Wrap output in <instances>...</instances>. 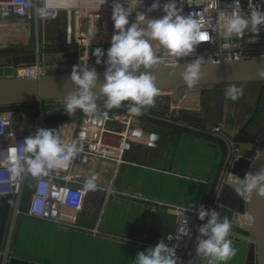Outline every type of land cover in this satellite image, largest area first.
<instances>
[{"label": "crops", "instance_id": "crops-1", "mask_svg": "<svg viewBox=\"0 0 264 264\" xmlns=\"http://www.w3.org/2000/svg\"><path fill=\"white\" fill-rule=\"evenodd\" d=\"M45 4L48 3L37 0L25 14L0 7L3 72L11 70L16 74L19 66H12L14 56L41 53L47 58L48 45L54 50L67 49L64 54L68 57L79 53L75 44L67 42L74 9L69 14L62 7L51 6L55 17L43 18L35 8ZM82 26L76 32L84 33ZM74 32L72 26L70 39L74 38ZM95 46L110 44L92 42L88 49ZM241 84L248 83L215 85L203 95L204 91L188 92L190 98L196 99L182 106L183 113H188L187 108L199 110L203 106L205 115L190 114L195 119L190 122L208 128L222 126L230 137L238 131L235 129L244 112L240 108L230 109L225 92L230 86ZM162 101L159 110L171 107V103L162 105ZM130 124L124 139L129 148L120 149L121 137L115 132L124 128L114 127L109 129L115 132L104 133L105 142L115 148L114 157L103 159L84 154L76 157L71 169L73 177L86 183L95 176L97 184V190L87 191L81 210L55 207L47 218L15 215V199L0 197V264H134L138 252L154 247L174 230L177 213L172 205L198 208L204 203L219 160L218 148L192 135L168 131L164 147L155 153L158 130L139 120L133 119ZM96 132L95 127L84 124L76 129V136L82 143L92 139ZM31 187L32 183L26 185L20 210L27 208ZM247 219L250 223L248 216Z\"/></svg>", "mask_w": 264, "mask_h": 264}, {"label": "clouds", "instance_id": "clouds-1", "mask_svg": "<svg viewBox=\"0 0 264 264\" xmlns=\"http://www.w3.org/2000/svg\"><path fill=\"white\" fill-rule=\"evenodd\" d=\"M106 0H101V5ZM144 0H113L111 19L114 33L110 46L105 50L95 48L92 53L95 64H103V82L95 67L85 64L75 65L68 79L74 85V90L65 97V110L68 116H73L76 110H81L93 124L103 125L97 100L104 97L106 109H119L122 102H129L128 111L139 116L146 107L155 104L159 89L155 77L149 71L163 63L153 49V42L167 51L168 54L180 58L196 51L204 41L209 40L202 17L192 14H182L177 0H167L162 6L160 0H153L146 12L136 11ZM219 0H214L212 7L216 8L222 22L221 34L224 39L243 37L246 31L258 34L260 26L264 25V11L252 10L250 14L243 13L240 0H232L231 11L218 7ZM164 13L160 18H149L147 13L161 9ZM37 15L43 18L55 17V10L45 4L36 7ZM135 11V19L129 22V17ZM91 41H89L90 43ZM202 58L187 64L180 73L181 80L189 88L195 87L201 79ZM143 69V71L141 70ZM264 75V73H262ZM98 91H94L97 89ZM243 95V89L235 85L226 92V99L236 101ZM106 115V113H104ZM10 124L9 120L0 121V134ZM83 151L82 145L75 141L65 143L55 129L38 128L33 135L27 136L22 143L8 150L7 159L2 165L7 168L15 179H21L25 174L32 177H46L53 171L67 169L72 161ZM260 155H257V159ZM85 190H97L96 177L87 179ZM237 195L255 193L264 198V168L256 173H248L246 179H241L236 188ZM195 211L197 219L206 221L197 228L195 253L204 264H229L235 256L231 233L232 223L228 217H222L213 209H205L203 205L190 208ZM172 241L171 235L165 238ZM134 264H180L174 246H169L165 240L159 241L154 247L138 252Z\"/></svg>", "mask_w": 264, "mask_h": 264}, {"label": "built area", "instance_id": "built-area-1", "mask_svg": "<svg viewBox=\"0 0 264 264\" xmlns=\"http://www.w3.org/2000/svg\"><path fill=\"white\" fill-rule=\"evenodd\" d=\"M45 3L56 1L57 3H66L70 0H44ZM85 1L83 7L75 8L71 5H59L64 10L71 14V9H74L73 21L69 24L68 30V44L76 45L77 50L82 51V48L86 51L88 46H80V41L88 37H99L102 41L100 44H110L111 36L114 33L113 21L111 19L113 0H106V3L101 5V0H74ZM33 2L37 0H0V7L13 9L14 12L25 14L30 11L33 6ZM124 3V0H119ZM167 0H160L161 6L166 3ZM241 9L243 13L250 14L252 10L264 11V0H240ZM153 3V0H144L142 6L136 11L146 12L147 8ZM214 0H177L178 7L182 8V14L187 15L192 13L198 17H202L205 21V28L209 34V40L202 42L196 51L185 57H174L167 53L164 49L161 60L167 64H177L183 62H192L197 58H202L203 61L222 60V59H242L247 57H262L264 56V25L260 26L259 33H253L246 31L243 37H233L230 40L223 38L221 34L222 22L219 19L216 8L212 7ZM232 0H219L218 7L220 10L227 9L231 11L229 5ZM149 18H160L164 15L162 8L147 13ZM134 21V19H133ZM132 21V22H133ZM84 25L85 32H76L82 29ZM75 28L74 38L70 39L71 27ZM82 32V31H81ZM35 51L38 52V47H35ZM89 66V63H87ZM46 67L35 64L27 67H19L16 70L15 76L24 78H38L45 75ZM104 97H99L97 100L98 107H105ZM52 103V102H51ZM62 104L65 109V99L54 102ZM45 102H33L30 104H14L0 106V121L9 120L10 124L4 128L3 134H0V197H13L16 201V207L14 209L15 215L26 214L37 218H47L50 216L51 211L55 208H71L74 210H81L83 207L84 199L88 190H85V182L76 180L72 175V167L75 159L69 165L67 169L60 170L62 173L55 171L50 172L46 177H32L25 174L21 179H15L7 168L2 165L7 159L8 150L12 147L22 143L23 140L29 136L35 134L38 128L55 129L57 134L65 143L75 141L78 145H82L83 151L80 154H84L91 157H98L108 159L114 157V147H110L104 138L105 132L111 131L107 127L108 124H119L124 131L115 132L120 138V149L124 150L129 148V144L124 140L126 134L130 128V123L133 120L130 117H124L118 114H101V117L105 120L103 125H96L97 132L90 140H86L80 143L79 137L76 136V129H78L79 120L66 121L58 124L44 125V118L52 113H58L61 110L46 112L42 109ZM129 104L128 107H130ZM35 107L37 111L34 114L26 112L27 108ZM145 111L144 109L142 112ZM15 116L23 117L28 116L31 119V126L19 127L17 129L12 128L11 123ZM159 117L174 121L176 123L202 129L217 135L222 136L229 144V151L226 158V162L219 180V184L216 190V196L218 195L221 186L225 183L227 175L229 173L232 162L238 156V149L230 141V137L225 133L222 126H215L212 128L202 127L195 125L191 122H185L180 116L174 114V110L169 114L160 115ZM85 123L88 128L94 125L88 118ZM93 128V127H91ZM114 128V127H110ZM107 130V131H106ZM256 157L264 151V147L257 148ZM78 154V155H80ZM117 160L120 161L119 158ZM32 183L31 190L28 194L27 208L26 210L19 209V203L26 194V185ZM171 208L176 211L177 219L176 226L173 231L166 235L173 237L172 241L165 242L169 246H174L176 249V256L181 261V258L186 250L189 239L192 235L193 227L195 225L197 216L195 211H190V208L184 205H172ZM165 237V238H166Z\"/></svg>", "mask_w": 264, "mask_h": 264}, {"label": "water", "instance_id": "water-1", "mask_svg": "<svg viewBox=\"0 0 264 264\" xmlns=\"http://www.w3.org/2000/svg\"><path fill=\"white\" fill-rule=\"evenodd\" d=\"M32 49H34V45H32ZM77 55L74 54L71 59L59 61L46 59L41 53L21 55L14 56L11 64L13 67H27L36 63L42 66L85 64V62L78 61ZM192 62L177 64L161 63L149 70L155 77V84L159 89V95L170 94L175 102L184 101L179 107L175 108L174 114L180 116L185 122L195 120L190 114L199 113L200 115H205L203 106L199 110L187 108L188 113H183L182 109L185 108L182 106L187 102H194L196 99L185 96L189 91L198 94L211 89L215 85L260 83L262 85L259 89L257 105L260 102L264 90V75H262L264 73V56L203 61L201 64V79L195 87L189 88L181 80L180 73L187 64ZM85 65L88 66L87 64ZM104 70L105 68L96 69L99 75V82L101 83L104 78ZM141 70L143 71V69ZM70 73H56L43 75L38 78H24L15 76L11 70L3 72L0 69V106L45 102L46 104L42 106L44 111L61 110L63 109L62 104L54 102L64 100L74 90V85L68 79ZM94 91H98V87ZM201 94L203 95V93ZM122 104L124 105L119 109L113 108L109 110L105 107H99V109L101 114H118L154 126L158 130L154 143L155 153L164 147L168 131H178L192 135L218 148L219 160L202 205L205 209L218 211L222 217H228L232 223L231 239L233 240L236 254L229 261V264H264V198L258 196L255 191L251 195L244 194L243 196L237 195L235 191L240 185L241 179H246L248 173H256L261 168H264V151L260 154L259 159H257V156L252 157L256 148L262 149L264 147V139H257L256 135L250 134L246 130L250 119L236 133L230 136V141L238 149V156L232 162L225 183L221 186L216 196V190L229 151V144L222 136L188 126V124L182 125L144 111L139 116H135L127 110L129 102L125 101ZM166 104H168L167 101H162V105ZM36 111L37 108L35 107L26 109V112L31 115ZM83 115L85 114L77 109L76 113L70 117L66 114V110L63 109V111L46 116L43 122L44 125L58 124L79 120ZM31 124V119L28 116H15L11 126L17 129L19 127L31 126ZM247 216L250 218V223ZM205 222L196 219L192 235L180 264H204V261L196 256L195 246L198 235L197 228Z\"/></svg>", "mask_w": 264, "mask_h": 264}, {"label": "rangeland", "instance_id": "rangeland-1", "mask_svg": "<svg viewBox=\"0 0 264 264\" xmlns=\"http://www.w3.org/2000/svg\"><path fill=\"white\" fill-rule=\"evenodd\" d=\"M133 19H135V11L132 13V15L129 17V22L131 23L133 21ZM49 47L46 49V52H47V58L46 59H49V60H54V61H59V60H64V59H70L72 58L71 55L68 57V56H65L66 54L64 53H68V50L67 49H60V50H54L50 45H48ZM153 46V49L156 53V55L161 59L162 56H161V51L164 50L161 46H159V44L157 42H153L152 44ZM97 47H102L103 49H107L109 46H95L93 48H89L87 51H88V54H89V68H92V67H95V69H103L105 68V66L103 64H100V65H96L95 64V57L93 56V52L95 50V48ZM82 50H84L82 48ZM50 56V57H49ZM72 68L73 66H68V64L66 65H58L56 68H48L46 67V73L45 75H48V74H56V73H67V72H71L72 71ZM262 84L260 83H248V84H241L240 86H236L237 88H242L243 89V95L239 97V99H237L236 101H232L230 99H228V102H229V107L230 109H233L237 111L238 108L241 109V113L242 111L244 112L242 114V118L238 121V125L236 127L235 130H239L241 128V126L245 123L246 119L248 118H251L253 117L252 116V113L256 107V101H257V97H258V93H259V89L261 87ZM191 92V91H189ZM206 93V90L204 91L203 94ZM185 96H189L188 92L185 94ZM184 96V97H185ZM165 96H162V95H159L155 98V104L153 106H150V107H146L144 110V112H148L152 115H155V116H160V115H164V114H169V107L165 108L164 109H161L159 110V106H160V101L161 100H164V101H167L169 104L171 103L173 105L172 102L176 103L174 100H166L167 97ZM172 97V96H170ZM182 102L184 101H178L176 104H181ZM203 103V102H202ZM170 108H172L171 110H175L176 107H179V106H176L175 104ZM260 106H262V109L261 110H264V90H263V93H262V96H261V99H260V102L259 104ZM83 120L79 123L78 125V129H80L81 126H83L87 121L88 117L87 116H83ZM245 118V119H244ZM252 119V118H251ZM254 120L255 121H260L261 124H264V113L260 116H255L254 117ZM91 122V121H90ZM232 124V120L230 121ZM253 125V126H252ZM251 126V130L249 129V133L251 134H254L257 136L258 139H262L264 138V126H260L257 124H252ZM255 125V126H254ZM94 125H92L91 127H94ZM108 128L110 127H118V128H121V126L119 124H108L107 125ZM95 129H97V127H95Z\"/></svg>", "mask_w": 264, "mask_h": 264}, {"label": "bare ground", "instance_id": "bare-ground-1", "mask_svg": "<svg viewBox=\"0 0 264 264\" xmlns=\"http://www.w3.org/2000/svg\"><path fill=\"white\" fill-rule=\"evenodd\" d=\"M85 1H74V0H70V1H66V3H57L56 1H52L49 3V5H51L52 7H59V5H67V4H70V5H85ZM89 41H91L90 43L92 42H101L102 40L99 38V37H88V38H85V39H82L80 41V46L84 47V46H88ZM78 61H82L83 63L85 62V64H87L89 62V54H88V51L86 50H82L80 51V53H78ZM162 96H165V97H170L172 95L170 94H161ZM159 96V95H158ZM172 98V97H171ZM170 109V108H169Z\"/></svg>", "mask_w": 264, "mask_h": 264}, {"label": "flooded vegetation", "instance_id": "flooded-vegetation-1", "mask_svg": "<svg viewBox=\"0 0 264 264\" xmlns=\"http://www.w3.org/2000/svg\"><path fill=\"white\" fill-rule=\"evenodd\" d=\"M259 104V103H258ZM262 109V106H260V105H257V101H256V107H255V109H254V111H253V113H252V115H253V117H251L250 118V122L247 124V126H246V130L249 132V129L253 126L252 124H258L259 125V127L260 126H264V124H261V122L260 121H255L254 120V117L255 116H260V115H262L263 113H264V110H261ZM252 125V126H251ZM255 126V125H254ZM251 130V129H250ZM252 134V133H251ZM255 134V133H254ZM258 139V138H257ZM262 139H264V138H262Z\"/></svg>", "mask_w": 264, "mask_h": 264}]
</instances>
